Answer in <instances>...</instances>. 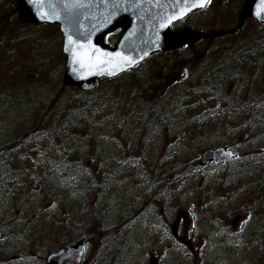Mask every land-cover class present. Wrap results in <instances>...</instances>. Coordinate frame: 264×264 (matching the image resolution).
<instances>
[{
  "label": "rangeland",
  "instance_id": "374dc122",
  "mask_svg": "<svg viewBox=\"0 0 264 264\" xmlns=\"http://www.w3.org/2000/svg\"><path fill=\"white\" fill-rule=\"evenodd\" d=\"M242 2L212 0L174 29L230 28ZM11 4L15 0H0V75L20 68L22 91L16 100L0 95V264H45L49 253L81 239L82 264H147L150 255L159 264H264V53L243 84L228 86L221 97L202 92L201 84L228 48H245L264 27L248 19L237 36L192 43L194 65L181 66V49H175L81 93L62 85L58 28L20 24ZM185 82L191 85L185 115L157 140L153 134L133 138L145 106L159 103L163 111L177 103ZM89 96L102 106L83 110L96 111L92 120L72 106ZM256 101L262 105H252ZM65 112L87 127L84 133L74 142L62 140L63 133L45 141L46 128ZM216 147L234 150L235 160L201 168L200 153ZM236 215L241 220L232 228ZM176 218L178 237L189 248L171 235Z\"/></svg>",
  "mask_w": 264,
  "mask_h": 264
},
{
  "label": "water",
  "instance_id": "95a60500",
  "mask_svg": "<svg viewBox=\"0 0 264 264\" xmlns=\"http://www.w3.org/2000/svg\"><path fill=\"white\" fill-rule=\"evenodd\" d=\"M203 7L195 0H85L83 5L70 0H45L36 5L16 0L21 23L59 26L62 51L67 58L62 83L80 91L91 90L96 78L115 76L153 53L178 49L200 38L233 34L242 27L245 18L264 26V21L257 18V13L264 15V5L259 0H244L238 24L231 30L205 34L188 28L170 31L173 22ZM117 29L122 30L120 40L116 47L110 48L104 44V36ZM66 47L70 51H65ZM233 157L224 147L211 148L202 152L200 164H225ZM239 220V216L235 217L232 226ZM176 228L177 221L170 226L173 235ZM84 248L85 241L80 240L49 254L46 264H80ZM148 264H157V260L151 256Z\"/></svg>",
  "mask_w": 264,
  "mask_h": 264
},
{
  "label": "trees",
  "instance_id": "16d2710c",
  "mask_svg": "<svg viewBox=\"0 0 264 264\" xmlns=\"http://www.w3.org/2000/svg\"><path fill=\"white\" fill-rule=\"evenodd\" d=\"M11 11L14 15V7L12 6V4H11ZM261 29L263 30V28ZM241 32L242 30H239L236 34L225 36L220 39H230L233 36L239 35ZM249 37H250L249 41L245 43V48L242 49V48L232 47L233 49L231 51H230V48H228L226 52V56L222 57L221 62H219L215 66L214 73L207 78L208 81L205 80L201 82L203 86L200 84V82H198L199 85L203 87L202 92H207L208 94H211L216 98L219 96L221 97L222 91H223V94L226 93V88L228 86L230 85L241 86L243 84L241 83L243 75L247 74L248 69L251 66H253V64H256L259 61L260 55L264 53V33L258 34V32H256L255 35H252ZM189 46L190 47L187 48V50L184 51V53H181L183 57L179 59V64H181V66L185 68L187 67L185 65L187 61H189L192 65H194V62H195V58L193 56H190V57L188 56L191 45ZM17 69H20V68H17ZM17 69L9 72V76L5 79H3L0 75V80H1L0 81V95H5L11 99L14 98L15 100L17 99V94L22 91V90H19V88H17V86L21 85L22 83V80H20L18 78V75L15 73ZM8 82L9 83L13 82L11 87L8 89L2 90L3 85ZM99 82L97 83V85L99 84ZM185 84L187 86L184 87L183 89V95H182V90L179 93H177L178 95L177 103L174 104V103L169 102L164 107L163 111L160 108L161 105L159 103H156V106H151V105L145 106L146 109L142 111V113H139L138 123H140L139 125L140 128L138 129L133 128L132 130L133 138H136L137 140L140 141L143 139V135L152 136L153 134L154 136L152 137H156V140H157V137L159 135L163 134L164 132H166L167 130L171 128L174 120L177 117L185 115V113L182 112L183 110L181 107L185 106L186 102L184 100L189 98V94L191 90L190 83L185 82ZM24 87L26 86H22L23 90L25 89ZM99 100L100 99H94L93 96H89L82 103L72 104V106L74 109L80 112L81 116H84L87 119L90 118L92 120L91 113L95 114L96 111L91 112V111H83V110L88 109L92 105L96 106V104L100 103ZM108 102L109 101L105 99L106 107H108ZM216 103L220 104L221 101L217 100ZM247 103H249V101ZM260 103L261 101L252 102V105L260 106L262 105ZM44 107H45V110L47 111L49 106L44 104ZM246 107L247 106H245L244 108ZM49 108H51V105ZM98 108L102 109V106L99 104ZM259 112H263V111H259ZM135 113L136 112L132 110L131 112L128 113L127 116L130 117L131 115H135ZM47 114L49 115V112ZM57 116H58V119H56V121H53V124L50 123V126L46 128L45 130V137H44L45 141L52 140V139L53 141H58L61 139V135L63 133L62 140L69 138L71 142H74L75 136L79 135V132H81L83 128L85 129L87 128V127L81 126V129H80L77 125H75L74 117L70 113L65 112L60 115L57 114ZM195 118L196 117H194V119ZM42 119L44 121L43 117ZM132 121L135 122L134 120ZM85 129L82 130V133H84ZM47 130H48V133H47ZM135 134H137V136H135ZM146 136H145V139H146ZM87 138L89 141L92 140V136L90 135ZM16 139H18V137ZM14 145H15V141L14 143L11 144V147H13ZM59 147H60L59 148L60 150L64 149L62 143L59 144ZM262 217L264 218V216Z\"/></svg>",
  "mask_w": 264,
  "mask_h": 264
},
{
  "label": "snow or ice",
  "instance_id": "6c2138e0",
  "mask_svg": "<svg viewBox=\"0 0 264 264\" xmlns=\"http://www.w3.org/2000/svg\"><path fill=\"white\" fill-rule=\"evenodd\" d=\"M28 2L30 4L36 5V4H43L45 3V0H28ZM70 2L72 3H77V4H81L83 5L85 3V0H70ZM195 2L197 4H199L201 7L211 3V0H195ZM261 5H264V0H259ZM37 15H40V13H37ZM257 18L264 21V15H261L260 13H257ZM78 38H80L78 36ZM86 38V37H85ZM65 51H70L67 47L65 48ZM147 54V53H145ZM111 55V54H109ZM115 73H111V75H114ZM185 75H187V73H185ZM229 156L231 155V153L228 154Z\"/></svg>",
  "mask_w": 264,
  "mask_h": 264
},
{
  "label": "bare ground",
  "instance_id": "6f19581e",
  "mask_svg": "<svg viewBox=\"0 0 264 264\" xmlns=\"http://www.w3.org/2000/svg\"><path fill=\"white\" fill-rule=\"evenodd\" d=\"M156 129V128H155ZM142 138V137H141Z\"/></svg>",
  "mask_w": 264,
  "mask_h": 264
}]
</instances>
